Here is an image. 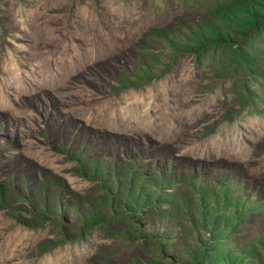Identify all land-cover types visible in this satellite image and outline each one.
<instances>
[{
  "label": "rangeland",
  "instance_id": "rangeland-1",
  "mask_svg": "<svg viewBox=\"0 0 264 264\" xmlns=\"http://www.w3.org/2000/svg\"><path fill=\"white\" fill-rule=\"evenodd\" d=\"M194 18L0 0V264H264V37L198 61Z\"/></svg>",
  "mask_w": 264,
  "mask_h": 264
},
{
  "label": "trees",
  "instance_id": "trees-1",
  "mask_svg": "<svg viewBox=\"0 0 264 264\" xmlns=\"http://www.w3.org/2000/svg\"><path fill=\"white\" fill-rule=\"evenodd\" d=\"M195 16V25L198 28L194 32L193 39H187L186 44L173 43L174 49L178 52L188 51L198 61L205 60L208 52L217 46L231 49L235 56L232 58L236 67L245 69L246 65L254 57L249 43L257 36L264 37V0H177ZM243 64V65H241ZM234 65V66H235ZM156 208V207H155ZM150 208L146 212L161 210ZM124 211L108 218L104 222L110 225L115 220H124L129 214ZM83 230V228H80ZM231 242L228 240L219 241V248L213 247L204 249L203 261L195 256L193 251L190 255L195 257V263L190 259L175 264H219L217 261L222 258H229Z\"/></svg>",
  "mask_w": 264,
  "mask_h": 264
}]
</instances>
